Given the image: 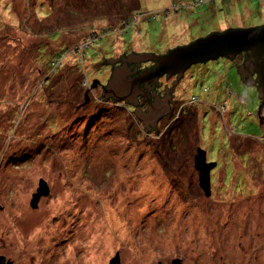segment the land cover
<instances>
[{
  "label": "rangeland",
  "instance_id": "374dc122",
  "mask_svg": "<svg viewBox=\"0 0 264 264\" xmlns=\"http://www.w3.org/2000/svg\"><path fill=\"white\" fill-rule=\"evenodd\" d=\"M206 1L78 0L69 12L72 0H0L2 263L264 264V121L234 63L190 65L157 133L135 105L102 98L112 65L93 66L264 22V0ZM84 37L96 43L85 57L69 49ZM59 49L64 66L41 80ZM82 70L85 87L70 77ZM198 148L219 161L208 195ZM41 181L48 192L33 204Z\"/></svg>",
  "mask_w": 264,
  "mask_h": 264
},
{
  "label": "water",
  "instance_id": "95a60500",
  "mask_svg": "<svg viewBox=\"0 0 264 264\" xmlns=\"http://www.w3.org/2000/svg\"><path fill=\"white\" fill-rule=\"evenodd\" d=\"M228 28V29H227ZM231 28V29H229ZM227 29V30H225ZM225 30V31H222ZM222 31V32H215ZM208 35L199 36L197 39L190 43L183 45H176L174 48H167L161 56L154 55L152 52H135L131 50L127 53V57L122 59L123 63L120 65V58L124 56L125 51L112 60V58L101 59L93 64L98 66L100 63H111V71L108 81L105 82L103 94L105 98H111L116 100L124 99L125 102L135 105L131 110L141 119L146 126L153 132L157 133V130L149 125H156L158 119L163 114H167L169 107L167 99L173 96V86L183 74V72L192 64L199 62H206L209 60L216 59L218 57L233 58L235 54L241 51H246L248 59L244 61L240 70L242 76L249 78V83L252 85L257 84V90L259 91V97L264 99V22L256 25H250L247 27H226ZM171 49V50H169ZM169 51V52H167ZM167 52V53H166ZM156 60L158 62L155 69L148 73H142L137 76H133L134 72L128 64L138 63L141 68L148 66L149 63ZM234 63V62H233ZM235 64V63H234ZM120 65L116 68L113 66ZM255 73V78L252 74ZM166 75H176L174 78L167 79ZM162 75V76H161ZM162 82L161 88L164 84L169 85L171 90L169 96L164 99L152 101L149 100L148 104H143L140 107V95H143L144 86L151 79H159ZM95 83V82H94ZM143 84L141 87L140 85ZM173 85V86H172ZM147 98V95H144ZM138 98V99H137ZM260 99V100H261ZM87 101V99H86ZM260 103V101H259ZM170 105V102H169ZM259 107V104H258ZM144 110L146 112H144ZM259 109L257 108V117L260 123L264 121V117L258 114ZM146 113V114H144ZM195 167L200 171V185L202 186L205 194L210 193V168H212L216 162H207L205 158V151L201 148L197 149L194 156ZM48 192L47 186L44 181L40 182V188L37 189V194L33 196V204L36 203L40 195H46ZM3 258L0 257V264ZM6 264H9L7 262ZM110 264H119V259L116 256L111 260ZM171 264H181L179 260L173 261Z\"/></svg>",
  "mask_w": 264,
  "mask_h": 264
},
{
  "label": "trees",
  "instance_id": "16d2710c",
  "mask_svg": "<svg viewBox=\"0 0 264 264\" xmlns=\"http://www.w3.org/2000/svg\"><path fill=\"white\" fill-rule=\"evenodd\" d=\"M213 1H215V0H213ZM76 2H78V0H76V1H74V0H72V3L70 4V5H66V9H69V12H70V10L71 9H73V6H72V4L73 3H76ZM196 2H198L199 4L202 2L203 4L204 3H206L207 4V1L206 0H196ZM197 3V4H198ZM45 9H47V8H45ZM62 24H64V23H59V22H57V20H56V22H55V24H52V26H51V28L49 27V29H48V31H51V33H53L54 31H55V27L54 26H61ZM53 27V28H52ZM228 29V28H227ZM227 29H225V30H227ZM229 29H231V28H229ZM225 30H222V31H225ZM222 31H215V32H222ZM211 32H214V31H211ZM210 32V33H211ZM54 33H56V32H54ZM209 34V33H208ZM207 34V35H208ZM206 36V35H205ZM48 38L50 39V36H47L46 37V39L48 40ZM200 38V37H199ZM97 41H99V36H97ZM84 41L82 42H78L77 44H74V46L72 47V48H69V47H67L66 49H72V50H74L75 49V51H77L78 52V49H80L79 51L83 54V56L85 57V51L88 49V48H90V47H92V46H94L95 44H89L88 45V43H87V41H88V39H86L85 40V37H84V39H83ZM190 43V42H189ZM65 49V50H66ZM172 49V48H171ZM171 49H169V50H171ZM65 50H61V49H59V50H57V52L56 53H54V54H52L51 56H49V59H48V61H47V66L45 67V69H44V78H41V80H46V79H48L49 77V73H50V71L52 70V69H56V68H58L59 66H60V68H62L63 66H64V63L61 61V59L63 58V56H62V52L63 51H65ZM38 52H40V49L38 48V50H37ZM52 51H54V50H52ZM167 52H169V51H167ZM166 52V53H167ZM148 53H150V52H148ZM47 54H49V53H47ZM154 55H158V56H161L160 54H156V53H154ZM128 55L127 54H124V56L123 57H121L120 58V65H122V63H123V61H122V59H124V58H126ZM242 56H244L243 58H242ZM110 58H112V57H109V59ZM225 58H227V57H225ZM238 58H240V61H238ZM105 60L104 61H106V59H108V57H105L104 58ZM113 59H115V58H112V60ZM227 59H229V60H231L232 62H234L235 64L233 65V67L234 68H236V71H237V73H238V77H239V79H240V82L241 83H243L244 85H246L247 87H250V86H252V87H254L255 89H256V91H257V95H258V98H259V101H260V103H259V107H258V109L260 110V108H261V106L264 108V99H261L260 97H259V91L257 90V86L256 85H252V84H250V83H248V80H247V78H244L242 75V71L240 70V67L242 66V64L244 63V61L246 60V59H248V56H247V53H246V51H241V52H238L237 54H235V56L233 57V58H227ZM80 60V59H79ZM79 60H78V62H79ZM235 60V61H234ZM150 61H152V60H150ZM152 65H151V63H149L148 64V66L149 67H147V66H145L146 67V69L145 68H143V69H141L142 71H136L137 70V68H138V63H131V64H128V66L129 67H131V70L134 72V74H133V76H137V75H139V74H141V72H145V71H147V70H149V71H151V70H153V69H155L156 68V66H157V64H158V62L156 61V60H154V61H152ZM120 65H116V66H114L113 68H116V67H118V66H120ZM72 65H66L65 66V69L67 70V69H70L69 67H71ZM70 70H72V69H70ZM113 70V69H112ZM73 71V70H72ZM79 72H80V70H79ZM43 73V72H42ZM111 74H112V71H111ZM81 75H82V77L81 78H77V76L75 75V73H72L71 74V79H72V82H75V81H78L79 80V82H80V84H82L84 87L86 86V85H88V80H89V78H88V76H87V74H86V72H85V70H82V72H81ZM109 78H111V75L109 76ZM109 78H107V80L106 81H108L109 80ZM48 81V80H47ZM106 86V84H102L101 85V87H102V89H101V94H103V91H104V87ZM141 87L143 86V84H141L140 85ZM173 86V85H172ZM171 91V90H170ZM230 91H228V93H229ZM85 99H84V102L83 103H85L86 102V99H88V96H87V91L85 92ZM102 98L103 99H106L104 96H102ZM102 99V100H103ZM261 99V100H260ZM113 101H111V102H115V104H118L119 102H122L123 100H116V99H112ZM153 100V99H152ZM240 102H242V103H244L245 102V100L243 99V98H240ZM124 103V102H123ZM78 104V103H77ZM222 107L224 106V105H221ZM128 108L130 107V105H128L127 106ZM262 108V109H263ZM78 110V109H77ZM261 112V111H260ZM171 113V112H170ZM170 113L169 114H167L168 116H170ZM247 114H249V112L247 111ZM259 115H260V113H258ZM48 118H51V120L49 121V122H52V121H54V118H55V114H54V116H53V118H52V116L51 115H48ZM47 121V122H48ZM259 124H260V121H259ZM52 126H54V125H52ZM260 126V128H261V124L259 125ZM158 127V126H157ZM153 128H154V130H155V125H153ZM261 131H262V134L264 135V130H262V128H261ZM235 132H237V133H239V131H237L236 130V127L234 126V129H233V133H235ZM169 133V132H168ZM240 135H244V136H246V137H255L256 136V134L255 135H249V134H245V133H240ZM168 136H169V134H168ZM262 136V135H261ZM258 137H260V136H258ZM170 138V137H169ZM171 145V144H170ZM172 146V145H171ZM173 147V146H172ZM173 150H174V147H173ZM207 162H215V161H207ZM217 164H219V161H217L216 162ZM217 166H219V165H217ZM229 170V169H228ZM230 172H231V170H229ZM232 173V172H231ZM230 173V174H231ZM238 174V172L236 173V175ZM175 178V177H174ZM177 181V180H176Z\"/></svg>",
  "mask_w": 264,
  "mask_h": 264
},
{
  "label": "flooded vegetation",
  "instance_id": "af4514ba",
  "mask_svg": "<svg viewBox=\"0 0 264 264\" xmlns=\"http://www.w3.org/2000/svg\"><path fill=\"white\" fill-rule=\"evenodd\" d=\"M244 56H242V58H243ZM153 63H151V65H152ZM114 67V66H113ZM147 67H149V66H147ZM145 69H146V67H144ZM112 69H114V68H112ZM141 69H143V68H141L140 67V65L138 66V68H137V70L136 71H142ZM139 71V72H140ZM149 72V70H147V71H145V72H141V74L142 73H148ZM162 76V75H161ZM255 76H256V74L255 73H253L252 74V77L253 78H255ZM165 77L167 78V79H169V78H174V77H176V75H166L165 74ZM245 78H247V80H248V83L250 82L249 81V78L248 77H246L245 76ZM161 85H162V82L160 81V77H159V79L157 78V79H151L150 81H148V83L144 86V90H143V95H140L139 96V98H140V102H139V105H140V107H142V105L143 104H148V102H149V100L151 99H153L152 101L154 102V101H158V100H160V99H162L163 97L165 98L166 96H169V94H170V88L168 87L169 85H167V84H164V86L161 88ZM256 86H257V84H255ZM144 95H147V98H146V96H144ZM170 97V96H169ZM163 98V99H164ZM138 99V98H137ZM167 104H168V107H169V99H167ZM144 112H146L145 110H144ZM171 112V110H169L168 111V114ZM144 114H146V113H144ZM166 116V114H163L162 116H161V118L160 119H158L157 120V122H156V125H155V128H157V126L159 125V122H161V120H163L164 119V117ZM141 119H143L144 120V118L143 117H140ZM143 125H144V122H143ZM150 127H153V125H149ZM63 233H64V230H62V229H60V231L58 232V234H57V236L58 235H63ZM45 238V237H44ZM44 241V240H43ZM81 259L82 260H85V259H83L82 257H81ZM11 261V260H10ZM9 261V262H10ZM85 263H86V260H85ZM3 264H4V262H3ZM87 264V263H86Z\"/></svg>",
  "mask_w": 264,
  "mask_h": 264
},
{
  "label": "bare ground",
  "instance_id": "6f19581e",
  "mask_svg": "<svg viewBox=\"0 0 264 264\" xmlns=\"http://www.w3.org/2000/svg\"><path fill=\"white\" fill-rule=\"evenodd\" d=\"M93 254H94V252H93ZM94 257V256H93ZM94 259V258H93ZM98 260V259H97ZM91 264H92V262H91Z\"/></svg>",
  "mask_w": 264,
  "mask_h": 264
}]
</instances>
